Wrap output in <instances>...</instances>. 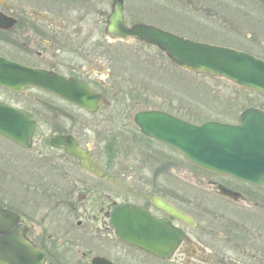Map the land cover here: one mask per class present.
Instances as JSON below:
<instances>
[{
  "label": "flooded vegetation",
  "instance_id": "1",
  "mask_svg": "<svg viewBox=\"0 0 264 264\" xmlns=\"http://www.w3.org/2000/svg\"><path fill=\"white\" fill-rule=\"evenodd\" d=\"M114 1L0 0V13L4 16L0 26V57L26 68L53 74L65 82L85 86L99 98L98 107L91 111L43 88L30 86L22 92H15L0 87L16 98L18 106L9 101H0V104L24 113L35 122L29 149L2 134L0 137L22 151H37L29 157L30 162L40 168L39 174H33V178L39 176L45 181L43 186L25 184L18 198L0 189V209L17 215L13 222L0 219V264L25 263L24 248H17V261L10 256V232L40 251L44 257L43 264H264V231L253 224L254 220L251 223L237 218L240 214L254 216L264 211V188L202 170L208 179L191 175L196 179L193 183L183 180L198 198L189 205V210L208 216V210H202L204 199L201 195L204 193L206 196L211 194L218 202H225L227 214L220 212L219 205L214 203L210 213L212 218L197 220L169 200V151L174 153L173 165L183 166L180 162H185V159L161 141L142 134L135 116L149 111L172 113L162 106L153 108L156 104L151 103L149 95L154 94L142 86L140 78L122 74L121 69L129 66L124 53L128 52L125 51L127 46H133L136 51L153 48L165 55L154 45L135 38H113L106 33ZM122 1L128 28L144 24L182 36L154 21H136L143 13L156 16L177 11L169 1ZM143 60L151 61L152 58L132 62L137 65ZM163 98L158 103L169 104L167 98ZM125 99L127 105L122 108L125 104L122 105L121 101ZM27 103L34 106L30 109L50 116L49 127L55 132L48 140L37 143L38 121L25 107ZM135 106L144 108L132 111ZM132 112V129L135 132L131 131V142L138 145L137 149L131 146L130 141L126 142L116 136V132L113 133L122 126L123 116ZM126 125L129 126L127 121L123 126ZM57 136L74 140L77 147L90 155L94 167L104 176L84 169L80 160L69 154L65 147L53 146L51 140ZM96 137L99 140L97 146ZM105 143H112L111 149L106 148L110 153L105 156L95 154ZM126 143L135 152L132 161L136 165L149 164V168H154L150 163L157 162L158 166L160 162L163 169L158 167L153 178L138 175L139 167L136 171L123 170L121 157L126 152ZM94 167L90 165L89 169ZM178 174L184 176L185 173L179 170ZM203 183L210 187L209 192L202 187ZM223 188L235 194L228 195ZM23 192L29 196L28 200L22 197L26 196ZM152 198L172 205L191 218L194 225L158 209ZM123 204L144 209L158 221L170 222L184 233L170 257L143 247H148V235L143 232L140 239H135L136 228L131 229L135 243L123 240L117 234L116 226L122 230V220H115V225H112L111 214ZM187 228L195 233L189 234ZM164 246L161 243V248Z\"/></svg>",
  "mask_w": 264,
  "mask_h": 264
},
{
  "label": "water",
  "instance_id": "2",
  "mask_svg": "<svg viewBox=\"0 0 264 264\" xmlns=\"http://www.w3.org/2000/svg\"><path fill=\"white\" fill-rule=\"evenodd\" d=\"M3 18L0 13V26ZM106 33L113 38H135L154 45L180 69L226 80L264 98L263 59L232 48L196 42L149 25L138 24L128 28L122 0L114 1ZM0 86L15 92H22L30 86L43 88L91 111L99 104V98L93 96L85 86L65 82L53 74L26 68L2 57ZM135 122L144 135L178 151L197 168L264 188V110L249 108L234 124L218 121L194 124L157 111L138 113ZM34 132L35 122L27 115L0 104V134L28 149L32 145ZM51 144L55 147H65L69 154L80 160L84 169L104 176L102 171L94 167L90 155L77 147L74 140L57 136L51 140ZM90 165L94 167L93 170L89 169ZM222 190L228 195L235 194L224 188ZM152 200L158 209L169 216L194 225L191 218L172 205L158 198ZM0 219L13 222L16 221L17 215L0 209ZM111 219L112 225H115V220H122V230L119 226H116V229L123 240L135 243L131 237V233H134L131 229L136 228L134 238L140 239L144 232L148 235V247H143L164 257L172 255L184 236V233L170 222L158 221L144 209L132 205H119L112 212ZM161 243L166 246L161 248ZM9 245L10 256L16 261L17 248L20 247L25 250L24 264H43V254L25 239L16 237L13 232L9 234Z\"/></svg>",
  "mask_w": 264,
  "mask_h": 264
},
{
  "label": "rangeland",
  "instance_id": "3",
  "mask_svg": "<svg viewBox=\"0 0 264 264\" xmlns=\"http://www.w3.org/2000/svg\"><path fill=\"white\" fill-rule=\"evenodd\" d=\"M165 1H169L170 5L177 11L172 10L170 14L156 16H147L143 13V15L140 16L141 18H138L136 21H154L163 24L168 29L176 31L182 35V37L197 42L243 51L264 60V0ZM165 8L168 9L167 7ZM125 51H128L124 53H126L125 57L129 61V66L121 68L122 74L134 75L140 78L142 86L145 87L146 90L151 91V94H154L152 96L149 95V100L152 101L151 103L156 104L153 108H161L162 106L170 113L192 123H202L209 120L236 123L239 116L246 108L255 107L264 110V99L261 96L240 88L226 80L207 75H198L180 69L173 65L166 56H162L156 49L142 48L136 51L133 46H127ZM145 57H150L152 60H143L137 65L136 63L134 65L132 62H136V59L139 60ZM163 96L167 98L169 104L163 103V105H161L158 103V101L162 102L161 98H163ZM163 100L166 99L163 98ZM0 101H9L12 105H16L15 103H17L15 102L16 98H12L1 88ZM121 103L124 105L126 99L122 100ZM126 105L127 104L122 108L126 107ZM25 107L30 109L29 107L33 108L34 106L27 103ZM142 108L144 107L135 106L132 111ZM29 112L30 115L38 121L36 134L37 143H40L43 139L48 140L52 133L55 132L54 129L49 127L51 124V122L48 121L50 116L44 113L41 115L33 109H30ZM132 114L133 112L128 113L125 117L123 116L120 122L122 123L120 127L121 131L118 128L113 133L116 132V136H120L121 139L126 142L130 141L129 143H131V146L133 145L137 149L138 145L131 142V131L135 132L134 128L132 129ZM124 119H127L126 121L129 126H123L126 122ZM138 136L140 135L138 134ZM89 139L94 140L93 137ZM95 141L97 146L99 141L97 137ZM129 143H126L128 150L126 149V152L122 154L121 165L123 170L132 171V169H134L136 171V167H139V165H136V163L132 161L135 159V152H132V147L128 146ZM111 145L112 143H105L101 149L95 151V154L98 156L108 155L110 152L106 150V148L111 149ZM36 152L37 151H22L0 137V189H4L1 192H11L13 196L18 198L25 184H27V186H43L45 184V181L42 178L40 179L39 176L33 178V174L34 176L39 174L40 168L33 165L29 157L32 154H36ZM173 159H175L174 153L169 151L170 177H167L169 181L167 182L169 186L168 196L171 203H174L186 212H190L197 220L203 218L211 219L210 213L213 212L212 205L214 203L219 205L218 210L220 212L226 213L225 209L228 207L225 202H218L210 196V193V195L207 196L204 193L201 195L204 199L202 200V210L207 209L209 213L208 216H204L203 212H201V216L200 214H194V211L191 209L189 210V205L198 198L193 195L192 189L183 183V180L193 183L196 179L194 177L192 178L191 175L200 177L201 179H208L209 177L205 175L202 170L194 167L187 161L180 162L183 165L180 167L173 165ZM150 164L153 165L154 168H149V164L147 166L141 164L138 168V175L152 176L153 178V176L156 175V173L153 174V172L156 171L158 167V169H163L160 162L158 166L156 165L157 162H151ZM179 170L185 173L184 176L180 174L177 175ZM158 178L161 180V177L158 176ZM158 184H160V182ZM202 187H205L207 189L205 191L209 192L210 187H206L204 183ZM23 195H26L22 196L25 200L29 199V196L27 197L25 192H23ZM183 202L185 204H183ZM254 211L259 212V210ZM240 215L237 216L239 220L245 219L251 223L252 220H254L253 224L256 223L264 231V211L254 216ZM187 232L191 235L195 233L191 228H187Z\"/></svg>",
  "mask_w": 264,
  "mask_h": 264
}]
</instances>
